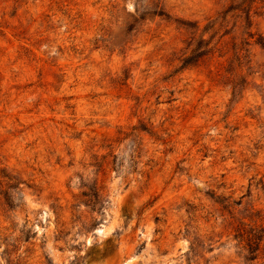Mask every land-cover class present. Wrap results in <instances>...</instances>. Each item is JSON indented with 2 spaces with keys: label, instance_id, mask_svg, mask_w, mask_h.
I'll use <instances>...</instances> for the list:
<instances>
[{
  "label": "rangeland",
  "instance_id": "374dc122",
  "mask_svg": "<svg viewBox=\"0 0 264 264\" xmlns=\"http://www.w3.org/2000/svg\"><path fill=\"white\" fill-rule=\"evenodd\" d=\"M0 264H264V0H0Z\"/></svg>",
  "mask_w": 264,
  "mask_h": 264
},
{
  "label": "trees",
  "instance_id": "16d2710c",
  "mask_svg": "<svg viewBox=\"0 0 264 264\" xmlns=\"http://www.w3.org/2000/svg\"><path fill=\"white\" fill-rule=\"evenodd\" d=\"M188 60H189V58H186V59H185V62H187Z\"/></svg>",
  "mask_w": 264,
  "mask_h": 264
}]
</instances>
